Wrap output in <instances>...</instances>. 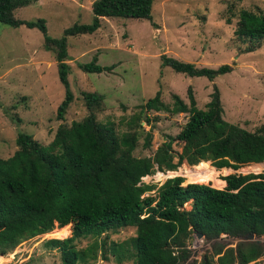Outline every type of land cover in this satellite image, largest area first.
I'll list each match as a JSON object with an SVG mask.
<instances>
[{
	"label": "trees",
	"instance_id": "trees-1",
	"mask_svg": "<svg viewBox=\"0 0 264 264\" xmlns=\"http://www.w3.org/2000/svg\"><path fill=\"white\" fill-rule=\"evenodd\" d=\"M31 2L0 0V23L37 29L42 34V49L53 55L63 88V98L56 109V118L62 120L72 101L67 83L66 38L94 33L102 18L149 21L153 0H95L91 3L90 22L73 24L58 38L47 35L42 19L13 18L14 10ZM232 35L246 44L242 52L254 51L264 41V14L239 11ZM159 59L160 67L189 78L212 81L230 72L228 65L197 68L163 55ZM78 68L87 74L109 70L97 65L95 58ZM80 95L87 110L85 117L68 126L59 125L46 145L18 132L16 150L8 158H0V256L56 229L66 237L46 240L42 246L58 252L60 264L84 263L86 258L95 259L98 248L104 257L108 232L127 227L134 229L131 237L107 246L118 264L124 260L132 264H248L262 255V244L239 239L246 234L255 238L264 234V172L220 177L218 182L224 185L221 189L206 182L193 183L184 176L196 166L207 169L197 171L196 178L214 180V169L235 171L263 163L262 128L247 132L225 122L215 87L203 109L196 107L190 88L186 91L187 104L172 95L171 107L161 103L156 92L126 122L128 130L119 134L95 119L102 96L86 92ZM150 111L182 113L187 119L180 131L174 137L166 136L151 156L134 157L139 136L136 129H141L140 121L150 123L143 115ZM150 140L151 134L145 132L144 148L149 147ZM174 143L180 144L179 152L173 150ZM183 163L187 165L180 169L186 171L181 173L184 180L172 177L156 188L141 182L155 171L174 172ZM153 189L154 196H143ZM195 233L210 243V249L199 261H189L191 250L187 245ZM221 235L238 240L226 247L216 242ZM101 236L104 238L98 241ZM88 238L93 239L88 246L76 249V240Z\"/></svg>",
	"mask_w": 264,
	"mask_h": 264
},
{
	"label": "rangeland",
	"instance_id": "rangeland-1",
	"mask_svg": "<svg viewBox=\"0 0 264 264\" xmlns=\"http://www.w3.org/2000/svg\"><path fill=\"white\" fill-rule=\"evenodd\" d=\"M93 1L32 0L29 5L14 10L13 18L20 21L42 19L47 35L58 38L73 24L90 22ZM241 10L264 14V0H153L149 21L102 18L94 33L67 37V83L72 101L62 120L56 118V109L63 98V88L57 79L53 55L42 49V34L37 29L0 23V158L6 159L16 150L14 140L18 132L46 145L59 125L68 126L85 117L87 110L80 95L82 92L102 96L95 119L112 127L116 134L128 130L126 122L156 92L160 94L161 103L171 107L172 95L187 104L186 91L190 88L196 107L203 109L213 87L218 91L221 117L225 122L247 132L264 130V41L254 51L242 52L246 44L232 35ZM162 55L191 63L197 68L216 69L228 65L230 72L212 81L202 77L189 78L160 67ZM92 58L97 65L109 70L99 74L82 72L78 65L88 63ZM143 115L150 119V123L145 125L140 121L141 129H136L139 136L132 152L134 157L151 156L166 136L174 137L180 131L187 119L182 113L171 115L150 111ZM153 118H156L154 122L151 121ZM145 132L151 134L147 148L143 147ZM172 148L179 152L180 144L174 143ZM206 164L210 167L209 163ZM184 165L174 172H159L162 176L155 174L143 178L141 182L156 188L166 179L183 178L181 173L186 171L180 169ZM250 165L235 171L214 169V180L196 178L197 171H207L196 166L187 170L184 176L190 177L193 183L206 182L221 189L224 185L218 182L220 177L264 172V162ZM155 190L143 196H154ZM184 209H189V204L184 205ZM133 233L131 227L108 232L105 258L98 248L94 260L86 258L84 263L78 264H118L107 246L111 242L121 243ZM64 237L65 234L55 229L42 238L26 240L12 252L0 256V264H60L58 252L46 250L42 244L49 239ZM237 240L225 239L221 235L216 242L228 247ZM92 241L89 238L76 240L75 247L83 249ZM260 244L263 246L262 255L252 264H264V242ZM193 245H197L194 250L201 255L210 249V243L195 236L187 246L191 250ZM121 264L132 262L124 260Z\"/></svg>",
	"mask_w": 264,
	"mask_h": 264
},
{
	"label": "built area",
	"instance_id": "built-area-1",
	"mask_svg": "<svg viewBox=\"0 0 264 264\" xmlns=\"http://www.w3.org/2000/svg\"><path fill=\"white\" fill-rule=\"evenodd\" d=\"M160 175V176H162V173H159V171H155L154 172V174H152V175H150V177H152L153 175ZM149 176H145V177H143L144 179L145 178H150ZM142 178V179H143ZM50 232V231H49ZM48 232H46V233H42V234H39L38 236H36L35 238H42V237H44V236H46V234H47ZM48 236V235H47ZM194 236V235H193ZM222 237H224L225 239H227V237L226 236H224V235H222ZM45 238H47V237H45ZM198 244V243H197ZM195 247H197V245H193V247H192V249H191V256H190V259H189V261H192V260H196V261H199L200 260V258L202 257V255H201V253H199V252H197L196 253V249L194 250V248ZM253 262H250V263H248V264H252Z\"/></svg>",
	"mask_w": 264,
	"mask_h": 264
},
{
	"label": "water",
	"instance_id": "water-1",
	"mask_svg": "<svg viewBox=\"0 0 264 264\" xmlns=\"http://www.w3.org/2000/svg\"><path fill=\"white\" fill-rule=\"evenodd\" d=\"M194 236L196 239L203 238L200 233H195ZM239 240L240 241H252L253 240L256 244H260V243L264 242V234H263V236H261L259 238H255L251 234H246L245 236L241 237Z\"/></svg>",
	"mask_w": 264,
	"mask_h": 264
},
{
	"label": "crops",
	"instance_id": "crops-1",
	"mask_svg": "<svg viewBox=\"0 0 264 264\" xmlns=\"http://www.w3.org/2000/svg\"><path fill=\"white\" fill-rule=\"evenodd\" d=\"M224 169V168H223ZM221 170V169H220ZM32 239V238H31ZM30 240V239H29ZM28 241V240H27ZM26 241L22 242L21 244H19V246H21L22 244H24Z\"/></svg>",
	"mask_w": 264,
	"mask_h": 264
}]
</instances>
